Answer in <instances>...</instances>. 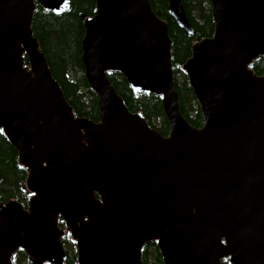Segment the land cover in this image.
<instances>
[{
	"label": "water",
	"instance_id": "water-1",
	"mask_svg": "<svg viewBox=\"0 0 264 264\" xmlns=\"http://www.w3.org/2000/svg\"><path fill=\"white\" fill-rule=\"evenodd\" d=\"M36 5L61 14L69 0H0V130L31 194L26 208L0 205V264L19 249L30 264H65V234L77 264H143L150 242L163 264H264V75L250 67L264 57V0H210L213 34L179 66L201 127L180 113L168 25L149 0H96L81 15L98 121L77 116L54 78ZM168 14L195 34L181 0ZM109 72L160 97L167 135L128 109Z\"/></svg>",
	"mask_w": 264,
	"mask_h": 264
},
{
	"label": "trees",
	"instance_id": "trees-1",
	"mask_svg": "<svg viewBox=\"0 0 264 264\" xmlns=\"http://www.w3.org/2000/svg\"><path fill=\"white\" fill-rule=\"evenodd\" d=\"M96 0H69L68 9L61 14L45 11L36 5L32 20V30L37 38L40 50L44 53L54 78L59 82L63 93L77 116L98 121V98L88 86L84 76L81 55V40L84 35L82 14L95 13ZM186 17L195 31L186 34L168 14V0H149L152 10L168 25L171 38V61L173 84L178 94L180 113L194 127L203 125V117L189 86L187 76L179 66L191 56L193 43L201 38L210 37L214 31L209 0H181ZM26 58V64H27ZM257 75H264V57L260 56L250 66ZM108 79L123 98L131 112L141 109L151 127L162 135L168 134V122L161 107L160 97L154 94H134L120 72H109ZM196 107V108H195ZM162 118V119H160ZM27 171L20 166L17 152L9 144L0 130V205L14 198L25 208L30 193L25 189ZM59 225L65 227L59 219ZM62 243L66 250L65 264H77L74 241L65 234ZM30 264L25 252L19 249L13 256L14 264ZM143 264H163L155 242L142 248ZM223 264H230L228 259Z\"/></svg>",
	"mask_w": 264,
	"mask_h": 264
},
{
	"label": "rangeland",
	"instance_id": "rangeland-1",
	"mask_svg": "<svg viewBox=\"0 0 264 264\" xmlns=\"http://www.w3.org/2000/svg\"><path fill=\"white\" fill-rule=\"evenodd\" d=\"M209 5H210V0H209ZM210 7H211V5H210ZM196 108V107H195ZM160 119H162V118H160ZM64 246V245H63ZM75 246V245H74ZM65 248V247H64ZM76 250V249H75ZM24 262V260L22 259L21 261H20V263L19 264H22Z\"/></svg>",
	"mask_w": 264,
	"mask_h": 264
}]
</instances>
